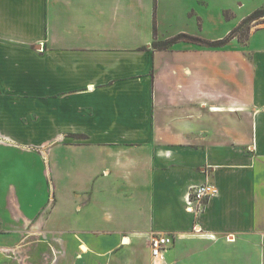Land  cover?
Returning a JSON list of instances; mask_svg holds the SVG:
<instances>
[{
  "label": "crops",
  "instance_id": "1",
  "mask_svg": "<svg viewBox=\"0 0 264 264\" xmlns=\"http://www.w3.org/2000/svg\"><path fill=\"white\" fill-rule=\"evenodd\" d=\"M263 5L0 0V264H264Z\"/></svg>",
  "mask_w": 264,
  "mask_h": 264
},
{
  "label": "built area",
  "instance_id": "2",
  "mask_svg": "<svg viewBox=\"0 0 264 264\" xmlns=\"http://www.w3.org/2000/svg\"><path fill=\"white\" fill-rule=\"evenodd\" d=\"M217 194L215 184L206 176V179L190 187L186 200L187 209L194 214L204 210L206 202ZM173 242V237L162 233H152L149 244L154 264H164L165 252Z\"/></svg>",
  "mask_w": 264,
  "mask_h": 264
},
{
  "label": "trees",
  "instance_id": "3",
  "mask_svg": "<svg viewBox=\"0 0 264 264\" xmlns=\"http://www.w3.org/2000/svg\"><path fill=\"white\" fill-rule=\"evenodd\" d=\"M225 17H230V13L225 11ZM260 18H264V5L252 11L248 16H246L236 27H234L226 36L219 40H206L200 37L190 36L186 34H179L170 40L155 42L154 46L160 49L167 48L169 44L177 39H184L192 41L205 46H223L228 43L232 38L236 37L239 42L246 43L249 39L251 33V24L254 21H258Z\"/></svg>",
  "mask_w": 264,
  "mask_h": 264
},
{
  "label": "rangeland",
  "instance_id": "4",
  "mask_svg": "<svg viewBox=\"0 0 264 264\" xmlns=\"http://www.w3.org/2000/svg\"><path fill=\"white\" fill-rule=\"evenodd\" d=\"M254 11V10H253ZM251 13V12H250ZM249 13V14H250ZM248 14V15H249ZM247 15V16H248ZM261 25H264V18H260L258 21H254V22H252V24H251V30L250 31H252V29L254 28V27H257V26H261ZM33 151H35V150H33ZM37 153H38V156L40 157V160H41V162L43 163V165H44V167H43V169H45L46 168V165H45V161H44V157L41 155V153H39V151H36ZM24 161H26L25 159H24ZM38 170V169H37ZM39 171V170H38ZM41 174V173H40ZM42 176L44 177V179L46 180L47 179V177H46V175H45V173L43 172V174H42ZM38 252L40 253V254H38L39 256L41 255V252H40V248L38 249ZM43 256H44V258L46 259V254L44 253L43 254ZM40 259H41V257H40Z\"/></svg>",
  "mask_w": 264,
  "mask_h": 264
}]
</instances>
